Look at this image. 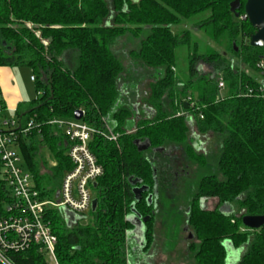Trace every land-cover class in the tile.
Here are the masks:
<instances>
[{
  "label": "trees",
  "instance_id": "obj_1",
  "mask_svg": "<svg viewBox=\"0 0 264 264\" xmlns=\"http://www.w3.org/2000/svg\"><path fill=\"white\" fill-rule=\"evenodd\" d=\"M232 1L0 0V66H26L33 76L34 99L14 113L21 125H38L18 138L35 186L51 197L71 167L68 140L51 118L81 110L83 121L118 134L89 142L103 169L92 185L95 210L69 227L60 210L49 212L59 264H145L156 217L164 224L177 213L168 201L180 180L210 166L214 173L201 176L184 215L193 234L187 252L194 264H264V225L250 229L241 221L264 215V98L253 71L264 47L249 45L254 28L239 18L246 0H239L238 17ZM194 29L212 44L224 42L226 51L201 45ZM123 37L132 46L115 50ZM181 46L189 52L185 77L176 71ZM228 52L253 73L232 65ZM136 140L149 148L138 151ZM141 185L148 190L136 200L133 188ZM197 197L217 204L203 209ZM133 210L149 216L142 246L128 234ZM231 251L234 261L227 260ZM23 255L18 264H45L33 251Z\"/></svg>",
  "mask_w": 264,
  "mask_h": 264
},
{
  "label": "built area",
  "instance_id": "obj_2",
  "mask_svg": "<svg viewBox=\"0 0 264 264\" xmlns=\"http://www.w3.org/2000/svg\"><path fill=\"white\" fill-rule=\"evenodd\" d=\"M239 18L247 19L244 13ZM253 71L259 83L257 91L264 98V55L258 58ZM224 87V81L219 80L218 88ZM186 101L192 102L190 97ZM8 112L0 97V264H18L27 257L23 254L30 251L42 257L45 264H59L55 254L57 238L49 223V212L52 209L62 212L64 208L84 218L94 198L92 183L103 173L89 149V142L95 136L116 140L118 134L107 124L99 128L73 117L48 120L66 136V155L71 164L56 190L58 196L55 191L48 197L35 186L33 176L19 164L20 159L13 150L14 146L18 147V138L27 136L38 125L32 120L21 125Z\"/></svg>",
  "mask_w": 264,
  "mask_h": 264
},
{
  "label": "rangeland",
  "instance_id": "obj_3",
  "mask_svg": "<svg viewBox=\"0 0 264 264\" xmlns=\"http://www.w3.org/2000/svg\"><path fill=\"white\" fill-rule=\"evenodd\" d=\"M186 24H181L178 26H175L172 28L173 31L175 32H179L181 30V28H185ZM192 29V28H191ZM194 34L196 39H198V41L201 43V45L204 44H210L212 45L215 50L223 53L225 52V44L224 42L222 44H212L211 41L207 40V38H205L200 31H198L197 29H194ZM125 42H128V40H126V38H122L118 41H116V43H114L113 48L117 51L120 50H128L132 45L131 44H127ZM123 43L126 44L125 47H123ZM130 43V42H128ZM188 49L185 46H181L177 49V73L179 74V76L181 77H185L186 73H187V68H188ZM226 59L228 61H230L232 63V65L234 66H240V69L243 71H246L247 73L249 72L250 74H252V68H246V66L244 65H240V63L238 62V60L236 58H234L229 52L228 53H224ZM2 67V66H1ZM202 68L206 69V65L203 63L202 64ZM11 70L14 74V83L16 84V86L18 87V89L21 92V101H23L24 103H28L31 100L34 99L35 97V89H34V83L33 81L30 79L31 75V71L28 67L26 66H14L11 67ZM224 89L225 88H221L218 90V95L222 96L224 94ZM140 107V106H139ZM8 113L9 115L16 121V117H15V113L13 109H8ZM110 122V121H109ZM15 127V126H14ZM13 150L15 151V153L17 154V156L20 159L19 164L24 167L25 170V164L23 161V155L20 151V149L18 147H13ZM46 152V151H45ZM45 159H47L48 164L47 166H52L54 165V162L52 160L49 159L48 155H46ZM215 168L213 166L210 167H204V168H200L198 169L193 175H189L184 177L181 180V186L179 187V189H176V191L173 194V197L171 198L170 201V209L174 208V207H184V210L186 209V205L189 202L190 198L192 197V195L195 192L196 186L198 184L199 179L201 178V176L206 175V174H212L214 173ZM92 195H93V190H92ZM217 204L216 200L211 199L208 201V208H213L215 207V205ZM173 206V207H172ZM176 208V209H177ZM169 209V211H170ZM174 211V209H173ZM89 212V211H88ZM88 212H86V215L88 214ZM160 217H158L159 219ZM157 220V219H156ZM87 220L84 219L83 223H85ZM157 228V229H156ZM155 228V237L152 240V243L150 244L149 248L147 249V252L150 254H152V258H148L147 259V255L146 253H144L142 255V259L145 262V264H194V261L191 259V255L189 254V252H187L186 247L187 245L190 243V241L186 240V233H181V236L178 237V232H173L174 227L171 229V231H168V228L166 227L165 229H160V227ZM171 234V235H169ZM176 237H175V236ZM236 254V253H234ZM146 255V256H145ZM133 256V254H132ZM145 256V257H144ZM230 257H232L230 254H228L227 256V260H230ZM234 258V255L232 257V259Z\"/></svg>",
  "mask_w": 264,
  "mask_h": 264
},
{
  "label": "water",
  "instance_id": "obj_4",
  "mask_svg": "<svg viewBox=\"0 0 264 264\" xmlns=\"http://www.w3.org/2000/svg\"><path fill=\"white\" fill-rule=\"evenodd\" d=\"M240 7L239 0H233L230 3V11L234 14L235 17H238L237 10ZM244 14L249 22V24L254 28V33L249 38V45L252 47H264V0H246L243 6ZM237 50V48H234ZM264 85V83H262ZM187 105L185 104V107ZM82 111L76 110L73 114L75 120L81 119ZM138 151H143L149 148L150 144L147 141L139 142L135 141ZM129 180L132 185L140 183L141 180L137 178L129 177ZM92 185L95 187L96 182H93ZM148 187L141 185L133 188V192L136 200L139 199L143 191H147ZM156 195V190H155ZM55 196H58V191H56ZM148 202L151 200V196H148ZM97 205L96 198L91 200V211H94ZM221 210H229V206L222 205ZM63 216L65 218L67 226H71L78 219L75 214L67 209H62ZM149 216L141 217L140 214L132 211V215L129 216L128 220L133 224V228L128 231V234L132 235V238L136 241L138 246H142L144 243V222L148 219ZM242 224L250 229H257L264 225V215H245L241 219ZM236 253V252H235Z\"/></svg>",
  "mask_w": 264,
  "mask_h": 264
},
{
  "label": "flooded vegetation",
  "instance_id": "obj_5",
  "mask_svg": "<svg viewBox=\"0 0 264 264\" xmlns=\"http://www.w3.org/2000/svg\"><path fill=\"white\" fill-rule=\"evenodd\" d=\"M133 108L135 109V111H137L139 109V106H137L135 104V105H133ZM181 180H180V182L178 184V188L177 189H179V187L181 186ZM156 193H157V191H156ZM155 196H157V195H155ZM197 198H198L197 199L198 204H199V206L201 208H203V209L208 208L207 204H208V201L211 200V199L201 198V197H197ZM194 199H195V196L193 194L192 197L190 198L189 202L187 203L185 210H184V207H182V208L178 207L177 213L174 216H172V218H171L172 222L163 224L162 218L160 217L158 219L159 216H157L156 217V219H157L156 221L157 222H156L155 226L157 227V225H158V227H160V229H165V230H166V227H167L168 231H171V229L174 227L173 232L177 231L178 232V237L181 236V233H186L185 239L188 240V241H191L193 239V234L191 233V231H190V229L188 227L186 219L184 220V215H185V213L186 214L188 213V211L190 209V206H191L192 202L194 201ZM167 200H169V199H167ZM168 204L170 205V202H168ZM210 209H212V208H210ZM157 210H158V205H157V201H156L155 205H154V209L151 211V213L154 214V213L157 212ZM175 219H177L178 221L176 222ZM131 221H133V219H131ZM155 228H154V231H155ZM169 235H171V234H169ZM154 237H155V232L153 234V239H154ZM146 254L148 255L149 258H150V255H152L151 253L149 254L148 252H146Z\"/></svg>",
  "mask_w": 264,
  "mask_h": 264
},
{
  "label": "crops",
  "instance_id": "obj_6",
  "mask_svg": "<svg viewBox=\"0 0 264 264\" xmlns=\"http://www.w3.org/2000/svg\"><path fill=\"white\" fill-rule=\"evenodd\" d=\"M0 97L7 109H13L17 107L18 104L23 103L21 101V92L14 83V74L11 70V67L0 66ZM234 251H231L229 254L234 258L230 257L233 261L237 257V252L234 254ZM152 258L153 256L150 255Z\"/></svg>",
  "mask_w": 264,
  "mask_h": 264
}]
</instances>
